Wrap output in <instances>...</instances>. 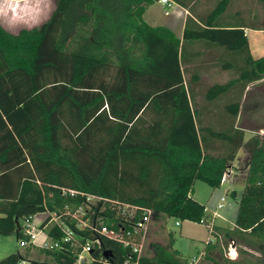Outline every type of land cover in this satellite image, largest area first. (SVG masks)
Masks as SVG:
<instances>
[{
	"label": "trees",
	"instance_id": "1",
	"mask_svg": "<svg viewBox=\"0 0 264 264\" xmlns=\"http://www.w3.org/2000/svg\"><path fill=\"white\" fill-rule=\"evenodd\" d=\"M153 1L55 0L36 27L14 34L0 24V236L26 240L19 223L44 214L38 228L51 242L64 236L52 215L78 240L40 249L43 261L25 248L0 264H75L94 240L85 264H191L171 241L150 242L151 255L144 246L137 259L130 247L78 229L69 214L93 195L105 201L85 207L83 219L97 228L130 227L110 202L149 209L155 222L200 224L194 183L220 187L240 149L249 161L225 237L239 256L255 253L253 264H264V134L246 139L236 126L246 87L264 80V55L252 58L243 17L226 15L230 0L212 8L171 0L187 12L181 38L143 20ZM212 66L229 78L206 87L200 102L196 86ZM214 249L204 258L216 264Z\"/></svg>",
	"mask_w": 264,
	"mask_h": 264
},
{
	"label": "rangeland",
	"instance_id": "2",
	"mask_svg": "<svg viewBox=\"0 0 264 264\" xmlns=\"http://www.w3.org/2000/svg\"><path fill=\"white\" fill-rule=\"evenodd\" d=\"M217 0H210L208 8H212ZM226 15L238 13L243 17V22L248 26L246 32L250 46L252 58L256 59L264 55V31L259 30L262 27L264 20V0H230ZM55 0H22L18 2H8L0 0V23L11 33H17L20 29H31L44 22L51 11L53 10ZM3 3H9L5 6ZM183 10L171 4L163 6L159 2L153 1L146 11L143 13V19L151 27H168L179 37L183 29ZM167 12V13H165ZM254 28V29H252ZM229 78L227 73L218 71L213 80L224 82ZM208 81L203 77L201 82L196 86L198 99L201 102V96L204 94ZM238 127L245 128L247 132L253 134L255 132L264 133V80L250 84L246 87L240 104V112L238 118ZM46 215H37L34 220L35 227L45 219ZM166 223L162 221H151L148 226L146 241L144 243V254L150 256L147 245L150 242H156L166 246L170 241L172 248L178 250L181 257L191 264H196L195 258L200 259V263H205L202 260L203 244L201 242H193L191 239L180 235L181 228L175 226V222L182 224L174 218H167ZM21 223H19L20 225ZM163 224V227H162ZM184 225V224H183ZM189 229L192 234L202 236L207 234V229L191 224ZM171 234V236H170ZM30 247V246H28ZM31 258L34 260L43 261L44 255L39 248H28ZM25 248L19 247L18 240L15 235L0 236V260L14 254L18 251L22 252ZM144 248V247H143ZM221 248V247H220ZM26 249V250H27ZM215 254L214 260L216 264H223L224 260H229L227 247L224 251ZM255 257L252 255L249 259L250 263L255 262ZM243 261V260H240ZM214 264V263H213Z\"/></svg>",
	"mask_w": 264,
	"mask_h": 264
},
{
	"label": "crops",
	"instance_id": "3",
	"mask_svg": "<svg viewBox=\"0 0 264 264\" xmlns=\"http://www.w3.org/2000/svg\"><path fill=\"white\" fill-rule=\"evenodd\" d=\"M6 1L18 2V1H22V0H6ZM154 1L159 2L158 0H154ZM3 4H5V6L10 5L9 3H3ZM173 4H175V3H173ZM181 10H183L182 12H183V26H184V20H185V17L187 15V12L182 8H181ZM166 28H168V27H166ZM168 29H170V28H168ZM247 30L248 29H245V34H246ZM182 32H183V29H182ZM182 32L178 38L182 37ZM246 37H247V34H246ZM248 44H249V42H248ZM249 48H250V46H249ZM250 53H251V51H250ZM216 56H217V54L216 55L214 54V57H216ZM211 57L214 58L213 55L210 56V59H211ZM218 71L219 70L217 69V67L212 66L210 68H206L204 70V73L201 74V79H203V77H204L206 79V81L209 82L208 86L215 83V82H218L216 80H213V78L216 77V74L218 73ZM200 82H201V80H200ZM238 118H239V114H238ZM238 118H237V122H236L237 127H238ZM240 129L245 131L246 139L251 136L250 132H247L245 130V128H240ZM259 134L263 135L264 133H259ZM248 161H249L248 153L245 151V149H240L238 151V154H237L235 160L230 164L229 169L224 174L220 187L215 188V189H211L202 182L196 181L194 183V188H193L191 196L195 201H197L198 203H200L201 205L204 206L205 224H196V223H192V222H188V221H183L182 224L179 223L178 226L181 228L180 235H182L183 237L189 238L193 242L204 243L202 256H201L202 260L205 262L203 264H213L212 262H210L209 260H206L204 258V252H205L206 247L215 246L216 249L210 250L208 253L209 257L211 259H214L215 254H219L218 252H220V255H221V252L224 251L226 249V247L228 246V244L230 243V241H232V240H229L225 237V232L231 231L235 227L234 224H235V219H236L237 210H238V203H239V200H240L243 188H244ZM222 198H224V201L222 202L223 206L221 209H218V205H219V203H221ZM160 221H163V220H160ZM22 223L23 222H21V224L19 225L20 228L22 226ZM165 223H166V221L164 222V224ZM191 224L198 225V226H201V227L207 229V234L202 235V236H197V235L192 234V232L189 229V225H191ZM208 224H212V226H211L212 232L209 231V227L207 226ZM175 226H176V222H175ZM252 255H254L256 257L258 256L255 253H252ZM229 258H230L229 260H224L223 264H232L234 262H242L240 260L244 261V259H248L247 256H239L238 255L236 244L234 246V250L231 251ZM249 258L251 259V256ZM200 261H201L200 259L195 258L196 264L200 263ZM22 264H25V263H22Z\"/></svg>",
	"mask_w": 264,
	"mask_h": 264
},
{
	"label": "built area",
	"instance_id": "4",
	"mask_svg": "<svg viewBox=\"0 0 264 264\" xmlns=\"http://www.w3.org/2000/svg\"><path fill=\"white\" fill-rule=\"evenodd\" d=\"M163 6H170L173 4L170 0H158ZM167 13V12H165ZM71 195L76 194V192L69 191ZM85 204L78 208L73 214H69V216L76 221V227L80 230L84 228H88L89 230L96 231L100 235H103L109 239H113L114 241L131 248L133 253L136 254L137 259L142 254L146 234L148 230L149 223L152 218V211L149 209H143L138 206L118 203V202H110L111 208L116 211V213L120 216V218L124 221V223H128L130 225L129 228H121L119 232H115L113 230H109L105 226H100L97 228L94 225H90L88 220L83 219L86 215L84 210L88 205L93 204L95 201H105L101 197L93 196V195H85ZM224 198L221 199V203L218 205V209L222 208V202ZM141 211V216L136 219V214ZM44 215V214H42ZM36 216L27 218L20 228V232L27 237L26 240H20L18 242L19 247L25 248L28 246H33L39 249H59L61 248L62 243L72 242L74 241L76 244L78 240L75 237L74 232L66 227L60 220L59 217L54 215L51 216L50 223H54L57 227L62 231L63 238L60 241L51 242L47 232L45 229H39L34 226L32 222ZM200 224H205L204 220L200 221ZM179 223L176 222V226ZM209 227V231L212 232L211 226L212 224L207 225ZM98 240L87 241L85 244L81 245V249L76 257L75 264H85L90 260V252L94 248L96 244H98ZM234 242L230 241L227 246L228 254H231V251L234 250ZM124 264H137V262L130 263L126 261Z\"/></svg>",
	"mask_w": 264,
	"mask_h": 264
}]
</instances>
